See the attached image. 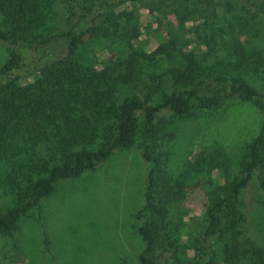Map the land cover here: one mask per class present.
<instances>
[{
    "label": "trees",
    "instance_id": "trees-1",
    "mask_svg": "<svg viewBox=\"0 0 264 264\" xmlns=\"http://www.w3.org/2000/svg\"><path fill=\"white\" fill-rule=\"evenodd\" d=\"M57 1L64 5L67 27L55 31L47 20L59 13L54 9ZM127 1L138 4H133L135 11L117 9ZM175 2L0 0V41L10 50L0 65V186L15 196L11 207L0 210V232L10 233L59 181L79 177L129 147L140 112L143 157L150 168L145 203L137 216L145 243L139 259L140 264H159L154 253L161 245L164 205L174 197V188L149 142L158 132L157 115L165 110L179 115L214 110L239 99L253 104L263 117L242 175L225 186L224 194L209 195L197 249L203 264H218L211 244L217 239L223 263L264 264V248L245 233L239 207L253 177L264 192V91L246 78L247 73H264V0H246L251 13L224 23L217 21L215 0H197L205 32L195 47L203 43L207 48L200 52L167 19L178 11ZM138 7L148 10V21L140 20ZM162 21L166 33L160 32L151 53L133 45L142 33L151 34L154 22ZM220 48L223 55L216 54ZM102 50L112 51V58L99 60L96 52ZM48 54L56 57L42 63ZM163 56L177 63L148 71L142 91L119 102L117 86L135 81L145 66ZM48 244L45 238L46 250Z\"/></svg>",
    "mask_w": 264,
    "mask_h": 264
},
{
    "label": "rangeland",
    "instance_id": "rangeland-1",
    "mask_svg": "<svg viewBox=\"0 0 264 264\" xmlns=\"http://www.w3.org/2000/svg\"><path fill=\"white\" fill-rule=\"evenodd\" d=\"M133 4L138 5L127 1L117 9L135 11ZM175 6L178 11L169 13L167 19L192 39L197 51L207 50L203 43L195 47L196 42H201L198 35L205 32L201 5L197 0H176ZM98 8L96 5L94 9ZM215 8L217 21L223 23L251 13L246 0H215ZM54 9L59 13L47 20V26L55 31L66 28L64 5L57 1ZM137 11L142 22L148 21L146 8L138 7ZM152 26L149 36L142 33L141 40L132 42L146 53L158 46L160 32L166 33L164 21ZM224 51L220 48L216 54L223 55ZM9 53L7 45L0 41V65ZM112 54L107 50L96 52L99 60L112 58ZM55 57L48 54L41 62ZM176 61L163 56L145 66L135 81L117 86L118 101L140 93L148 71L166 70ZM246 78L264 91V73H247ZM137 115L139 126L129 147L116 151L79 177L59 181L49 196L19 218L10 233L0 232V264H140L145 243L137 230V216L145 203L150 165L143 157L144 116L140 112ZM262 117L253 104L239 99H229L214 110L183 115L165 110L157 115L158 132L149 142L152 151L161 157L174 188V197L164 205L161 245L154 253L159 264H203L197 247L205 223L204 205L211 193L224 194L225 186L242 175ZM2 173L0 162V177ZM241 201L243 229L264 248V192L256 177L243 189ZM14 202L15 196L0 186V210ZM45 238L49 241L47 250ZM211 244L218 264H225L221 242L213 239Z\"/></svg>",
    "mask_w": 264,
    "mask_h": 264
}]
</instances>
